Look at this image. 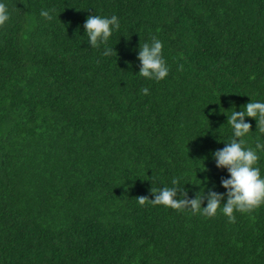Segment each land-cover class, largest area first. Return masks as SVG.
<instances>
[{"label": "trees", "instance_id": "16d2710c", "mask_svg": "<svg viewBox=\"0 0 264 264\" xmlns=\"http://www.w3.org/2000/svg\"><path fill=\"white\" fill-rule=\"evenodd\" d=\"M5 2L0 264H264V205L230 221L136 200L174 179L188 199L225 191L212 153L231 111L264 101V0ZM90 15L119 19L106 45H88ZM153 36L162 81L138 75Z\"/></svg>", "mask_w": 264, "mask_h": 264}, {"label": "clouds", "instance_id": "9594fccd", "mask_svg": "<svg viewBox=\"0 0 264 264\" xmlns=\"http://www.w3.org/2000/svg\"><path fill=\"white\" fill-rule=\"evenodd\" d=\"M41 17L52 20L53 14L49 10H41ZM9 7L5 0H0V27H3L10 20ZM120 28L117 16L111 17L90 15L83 25L84 35L87 36L88 45L98 48L106 45L113 32ZM163 42L155 36L150 42L139 46L137 60L139 61L140 77L148 80L162 81L169 74V66L163 56ZM113 48H105L104 55L110 56ZM147 95L148 89H142ZM246 118L253 119L259 125V133L264 134V101H252L247 103L243 110L231 111L227 117V125L231 129V137L224 143V147L212 153V159L217 169L227 171V178L222 179L220 187L223 193L209 189L205 195L204 191L195 194V197L188 199V192L179 188L178 181H172V187H162L152 192L153 199L147 197L136 198L139 205L151 203L177 211L190 210L192 213L212 217L219 210L230 221H234V213H248L255 208L264 205V175L261 174V167L258 161L261 153H264V143L261 137L257 136L255 146L246 145L245 138L249 137L251 124ZM179 194V195H178ZM207 201L206 206L202 203ZM221 201H225L223 204Z\"/></svg>", "mask_w": 264, "mask_h": 264}]
</instances>
